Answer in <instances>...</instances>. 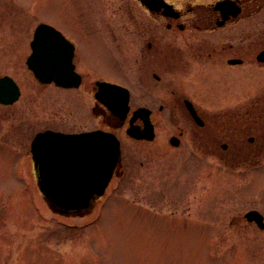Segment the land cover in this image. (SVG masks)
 I'll use <instances>...</instances> for the list:
<instances>
[{
    "label": "rangeland",
    "instance_id": "obj_1",
    "mask_svg": "<svg viewBox=\"0 0 264 264\" xmlns=\"http://www.w3.org/2000/svg\"><path fill=\"white\" fill-rule=\"evenodd\" d=\"M125 9L149 20L136 0H0V76L21 89L16 102L0 105V264H264V229L243 219L249 210L264 215V124L258 155L249 162L244 156L181 159L130 144L117 132L126 175L88 212L55 213L40 194L29 153L33 136L49 128L95 129L99 120L93 98L82 90L35 81L25 64L33 30L38 23L53 26L77 46L84 67L97 70L110 59L104 40L114 45L100 25L120 35ZM118 52L113 49V61L122 64ZM239 89V95L211 99V109L246 103L264 89V71ZM213 115L221 121L225 114Z\"/></svg>",
    "mask_w": 264,
    "mask_h": 264
},
{
    "label": "flooded vegetation",
    "instance_id": "obj_2",
    "mask_svg": "<svg viewBox=\"0 0 264 264\" xmlns=\"http://www.w3.org/2000/svg\"><path fill=\"white\" fill-rule=\"evenodd\" d=\"M136 1L149 17L148 21L131 16L125 9L122 24L118 26L120 35L115 34L110 24L100 25L102 35L105 33L114 44L111 47L104 40L110 56L106 66L97 70L85 68L73 44L72 64L80 79L77 88H58L35 80L40 86L82 90L91 96L92 114L99 120V126L79 132L46 130L64 134L103 131L116 136L121 162L105 193L113 180L126 175L123 144L117 132L124 133L125 141L130 144L154 146L156 152H173L181 159L192 156L199 160L234 161L244 156L249 162L257 157L259 147H255V141L261 136L259 131L264 124V89L249 96L243 105L211 109L209 103L218 97L239 95V85L244 80L264 71V59L260 57L264 52V0H184L180 3L161 0L152 9L147 5L151 0ZM118 36L120 43L116 42ZM114 48L123 57L122 64L113 61ZM116 73L121 74V80L112 78ZM102 83L128 91V112L123 118L97 100L108 95L100 87ZM138 109L143 112L134 115ZM212 112L225 115L220 121ZM244 116L249 120H241ZM160 124L164 132L162 141ZM129 128L136 137L128 135ZM83 213L86 212L76 214Z\"/></svg>",
    "mask_w": 264,
    "mask_h": 264
},
{
    "label": "water",
    "instance_id": "obj_3",
    "mask_svg": "<svg viewBox=\"0 0 264 264\" xmlns=\"http://www.w3.org/2000/svg\"><path fill=\"white\" fill-rule=\"evenodd\" d=\"M157 1H149V7L154 8ZM30 47L32 52L26 64L37 80L54 82L61 87L78 85L79 79L71 64L73 46L59 31L39 24ZM260 57L264 59V52ZM100 87L108 95L97 99L113 114L123 117L128 110V91L108 83ZM18 95L13 80L8 76L0 77V103L10 104ZM31 153L37 187L50 209L57 213L89 209L92 201L103 194L120 162L116 138L99 131L79 135L40 133L32 142ZM244 218L247 222H255L260 229L264 227V217L255 210L247 212Z\"/></svg>",
    "mask_w": 264,
    "mask_h": 264
}]
</instances>
